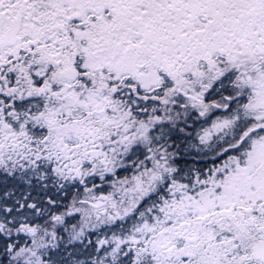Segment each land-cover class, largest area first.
<instances>
[{
	"label": "snow or ice",
	"instance_id": "snow-or-ice-1",
	"mask_svg": "<svg viewBox=\"0 0 264 264\" xmlns=\"http://www.w3.org/2000/svg\"><path fill=\"white\" fill-rule=\"evenodd\" d=\"M0 264H264V0H0Z\"/></svg>",
	"mask_w": 264,
	"mask_h": 264
}]
</instances>
